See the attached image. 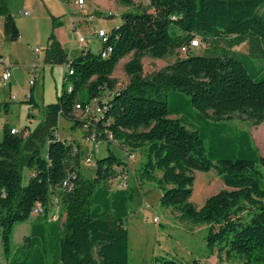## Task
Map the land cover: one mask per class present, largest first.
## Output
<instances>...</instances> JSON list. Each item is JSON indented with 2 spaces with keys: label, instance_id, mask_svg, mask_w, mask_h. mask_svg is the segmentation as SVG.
<instances>
[{
  "label": "trees",
  "instance_id": "1",
  "mask_svg": "<svg viewBox=\"0 0 264 264\" xmlns=\"http://www.w3.org/2000/svg\"><path fill=\"white\" fill-rule=\"evenodd\" d=\"M123 1L132 5V0ZM148 4L150 9L125 11L97 52L84 48L69 58L53 32L48 36L45 61L68 64L71 72L66 71L68 84L63 83L56 102L44 106L34 127L26 124L17 133H11L8 124L2 128L4 264H130L125 221L135 190L126 182L110 185L126 161L108 146L105 157L95 158L93 174L84 175L78 146L58 135L60 116L81 125L75 118L76 104L85 106L103 96L108 98L95 132L108 143L110 133L129 154L134 149L143 152L144 160L134 172L138 186L156 182L162 206L173 208L181 220L206 224L209 249L239 256L241 264L264 263V155L249 130L230 124L235 115L253 124L264 120V79L250 71L255 70L251 55H264V0H148ZM0 14L6 38L16 40L19 29L3 0ZM195 38L200 45L190 46ZM243 41L249 52L233 51ZM182 45L188 48L186 57H177L150 78L143 76V56L164 58ZM106 46L111 50L102 57ZM198 47L205 54L190 53ZM130 53L122 65L128 82L117 87L112 73ZM25 101L38 106L33 85ZM9 104L5 102V112ZM211 167L227 189L198 208L190 201L193 171ZM24 170L29 172L26 183ZM66 179L69 187L62 185ZM54 194L62 201L55 219V212L49 215ZM212 199L217 203L210 205ZM36 203L43 212L32 215ZM31 217L28 234L13 248L15 225ZM149 264L181 263L159 256Z\"/></svg>",
  "mask_w": 264,
  "mask_h": 264
},
{
  "label": "rangeland",
  "instance_id": "2",
  "mask_svg": "<svg viewBox=\"0 0 264 264\" xmlns=\"http://www.w3.org/2000/svg\"><path fill=\"white\" fill-rule=\"evenodd\" d=\"M94 0H87L88 3ZM100 2L103 7L101 12L92 11L93 19L83 22L81 32L89 43L92 52H97L101 41L95 35L100 26L112 27L116 23L122 22V14L125 11H138L141 9H150L148 0H134L132 5L123 0H95ZM13 3L12 17L17 23L16 25H24L33 35L41 37L33 39L27 44L26 39L15 42L6 38L3 26H0V51L1 59L9 66L10 70V90L8 86H0V140L2 139V128L5 124L14 127L17 130L22 129L26 124L34 127L42 117V111L46 104L57 101L60 95L63 83L68 84L64 79L67 68L61 63H50L45 61L46 44H42V36L51 33V26L56 22L57 18L50 17L44 4L46 0H39L41 6L37 10L30 7H22V0H10ZM34 0H25V4L32 5ZM18 7V8H17ZM22 9L30 12L29 16L23 15ZM112 13V14H111ZM1 15V14H0ZM19 23V24H18ZM50 31V32H49ZM48 35V36H49ZM224 45L223 42H220ZM33 49L38 48L39 58L34 56ZM236 53L247 54L249 52L248 42L233 47ZM193 55L205 54L201 47L193 49ZM239 55V54H238ZM251 55V54H250ZM11 56V57H10ZM12 56L14 58H12ZM132 54H128L121 58L117 63L112 76L116 77L117 84L126 85L128 76L123 70V63L130 59ZM187 54L182 53L178 49L174 54L164 58H154L150 55L142 57L143 76L150 78L152 74L165 66L174 62L177 57H186ZM253 76L256 79H264V55L258 53L251 55ZM3 66L0 65V74ZM31 84H33V97L38 106L26 102L25 98L30 94ZM8 93L13 96L9 104L8 112L3 109V100L8 99ZM31 114V115H30ZM75 118L82 122L76 125L74 119L60 116L58 122V135L62 139H66L78 146L81 154V162L84 157L91 153L92 158H102L108 154V146L110 150L119 158L126 161L125 168L116 170V176L110 181L111 187L127 183L134 190V198L128 207V216L125 221L128 230V257L130 264H149L154 258L159 256H168L175 259L181 264H241V258L234 254L227 256L224 252L218 251V247L209 249L206 245L207 225H194L186 220L177 217L176 211L171 207L162 206L159 202L161 194L160 188L154 181H144L138 186L134 172L138 170L140 164L144 160V154L139 149H134V157L128 158V151L120 142L100 140L96 147H91L87 141V134L93 132L92 126L88 125L86 116L82 111H76ZM230 124L240 129L249 130L252 134L254 144L259 153L264 155V120L259 124H253L251 121L244 120L240 116L235 115ZM90 126V127H89ZM90 128V129H89ZM209 140L205 139V145ZM91 150V151H90ZM84 175H92L94 165L81 166ZM264 172V169H263ZM29 178V172L23 171V183ZM262 186L264 187V178ZM190 201L198 208L202 207L205 202L222 189H227L221 176L215 167L209 170H194L193 184ZM217 203L212 199L211 204ZM61 198L54 194L51 199L49 215L52 212L61 211ZM212 211V208H211ZM213 212V211H212ZM157 218L154 221V218ZM32 217L21 223H17L14 227L11 246L15 248L21 244L24 237L29 232ZM1 231V229H0ZM5 263V254L3 252L0 237V264ZM264 264V263H254Z\"/></svg>",
  "mask_w": 264,
  "mask_h": 264
},
{
  "label": "crops",
  "instance_id": "3",
  "mask_svg": "<svg viewBox=\"0 0 264 264\" xmlns=\"http://www.w3.org/2000/svg\"><path fill=\"white\" fill-rule=\"evenodd\" d=\"M3 1L7 8V11L11 14L12 11L10 9H12L13 3H11L10 0H3ZM22 1L24 2L21 5L22 7H25V6L27 8L30 7L34 11L37 10L41 6V4L39 3V0H34L32 5H29L28 3L25 4V0H22ZM46 1H47V4H44V7L46 8L47 14L52 18L58 17L57 18L58 20L56 21L58 23H56L54 26L53 25L51 26L52 27L50 29L51 32H53L55 39L61 45L67 57L69 58L77 57L81 53V51L84 49L82 46H80L76 42L77 36L83 35V33L81 32V25L83 22L88 21L87 17L88 15L92 14V11L101 12L100 10L103 7V5H101L100 2L99 3L96 2L95 0L94 2L91 1L90 3H88L87 0H84L83 5L81 6L76 3V0H46ZM132 1L134 2V0ZM22 11H27V10L22 9ZM120 23H116L111 28L108 27L107 25L106 26L102 25L99 28H104L107 31H110L113 27L118 26ZM3 24H4V16L0 15V26L2 27ZM17 27L19 29V37L15 40V42L21 41L22 39H26V42L29 45V47H30V44L28 42H30V40H33L35 38L39 39L42 35V34H40V36H37L35 34L33 35L30 31H28V28L26 26L21 25V24L17 25ZM48 35L49 33H47V35H43L41 39L42 44H46V48L48 46ZM88 44L89 43L86 41L85 49H89L91 51ZM32 50L35 53L34 56L38 57L40 50L38 49V51H34L33 48ZM0 55L2 56L1 51H0ZM12 58L14 57L12 56ZM61 65L65 67V64H61ZM8 88L10 90V83H9ZM9 95L10 94L8 93V96ZM4 100H6V102L9 101L8 99H4Z\"/></svg>",
  "mask_w": 264,
  "mask_h": 264
},
{
  "label": "built area",
  "instance_id": "4",
  "mask_svg": "<svg viewBox=\"0 0 264 264\" xmlns=\"http://www.w3.org/2000/svg\"><path fill=\"white\" fill-rule=\"evenodd\" d=\"M76 3L81 6V5H83L84 0H76ZM22 14L27 16V15H30V12L22 11ZM92 19H93V15L92 14L88 15L87 20L91 21ZM95 35L100 39L101 43L106 42L108 39V31L104 28H99L95 32ZM76 42L80 46H82L83 48H86V38L83 35H78L76 38ZM199 45H200V42H199L198 38L192 39L190 41V46H199ZM187 49L188 48L186 45H182L179 48V51L186 54ZM110 50H111V47L106 46L105 49L101 50V56L102 57L107 56L108 53L110 52ZM34 51H38V48H35ZM0 65L3 66V70L0 74V86H9V82H10L9 66L6 65L5 62L1 59V55H0ZM67 65L65 64V67L67 68L68 73H70L71 70L68 69ZM31 85H33V84H31ZM116 86L117 87H123L124 85L117 84ZM28 96L25 99H27ZM12 98H13V96L10 94L8 96V100L11 101ZM107 98H108V96H103V97H101V99L93 100L92 102H90L89 104H86L85 106H82L80 104H76L77 111L83 112V114L86 116V119H88V121H87L88 125L90 124V126H92V128H93V130H92L93 132L88 133L87 138H86L91 147H96L98 145V142L101 140V138L99 136H97L94 126L96 125V122L98 121L99 115L102 113L103 109L106 107L105 104L107 102ZM5 102H6V100H3V109H4ZM1 104H2V100L0 99V105ZM10 132L11 133H17L18 130L14 127H11ZM107 136H108L107 137L108 140L114 141L112 139V135L110 133H107ZM133 157H134V154L128 153V158L131 159ZM83 164L88 165V166L95 164L94 159L91 156V153H89L88 155H86L84 157ZM62 185L69 187L70 184H69L68 180L66 179L63 181ZM1 195L4 196V193H1ZM42 212H43L42 206L39 203H36L32 209V215H38V214H41ZM55 213L56 214L52 215V218H54V219L57 217V212L55 211ZM153 220L156 221L157 218L155 217Z\"/></svg>",
  "mask_w": 264,
  "mask_h": 264
}]
</instances>
